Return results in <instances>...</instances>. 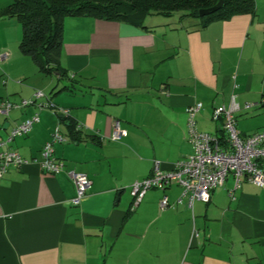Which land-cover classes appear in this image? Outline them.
<instances>
[{
  "label": "crops",
  "instance_id": "1",
  "mask_svg": "<svg viewBox=\"0 0 264 264\" xmlns=\"http://www.w3.org/2000/svg\"><path fill=\"white\" fill-rule=\"evenodd\" d=\"M12 1L0 0V10ZM257 12L206 26L180 14L149 15L145 27L65 17L63 79L40 72L17 46V22L0 17V54H8L0 60V100L20 102L36 90L46 96L0 114V138L39 115L9 144L26 163L0 178V264H264V187L243 180L233 189L227 176L209 202L191 207L178 201L177 184L148 190L134 207L130 190L152 174L155 160L167 171L193 152L190 105L201 103L197 127L213 135L222 134L212 119L218 105L238 107L242 135L264 128V14ZM70 80L71 90L61 89ZM47 99L82 131L72 133L60 113L41 109ZM115 121L126 130L118 140L111 139ZM56 126L64 141L53 143L54 153L65 167L49 174L39 161ZM70 170L91 181L78 205L70 203Z\"/></svg>",
  "mask_w": 264,
  "mask_h": 264
},
{
  "label": "built area",
  "instance_id": "2",
  "mask_svg": "<svg viewBox=\"0 0 264 264\" xmlns=\"http://www.w3.org/2000/svg\"><path fill=\"white\" fill-rule=\"evenodd\" d=\"M8 58L7 53L0 54V60ZM45 98L41 90H36L32 98L23 99L20 102L0 100V114L8 116L10 111L32 105L37 99ZM43 107L69 115L68 110L57 106L50 99L39 104ZM246 104L245 107H249ZM202 105L200 102L186 108L187 113V139L193 148V152L186 158L173 163L170 170L161 169V162L155 160L152 174L131 184L130 190L133 196V207L136 206L146 192L152 188L164 190L171 184H177L182 188L181 196L187 199L191 207L195 201L209 202L211 192L216 187L222 186L230 175L234 180V188H238L241 181L245 180L264 187V128L248 135H242L236 125L234 110L238 107L233 103L229 108L218 105L214 108L212 119L219 122L222 134L220 136L201 131L197 127L196 115ZM39 121L38 113L27 117L23 121L14 124L5 138H0V178L11 167H20L26 160L19 152L9 147L11 141L18 136L30 132L33 124ZM126 135L119 121L113 124L112 140H118ZM64 141V137L58 126L52 133L51 140L46 142L41 149V169L49 174H56L64 170L65 164L54 153L53 143ZM76 194L70 199V203L78 205L91 187V181L84 173L68 171ZM233 189L229 194L233 197ZM168 204L167 196L164 195L160 206Z\"/></svg>",
  "mask_w": 264,
  "mask_h": 264
},
{
  "label": "trees",
  "instance_id": "3",
  "mask_svg": "<svg viewBox=\"0 0 264 264\" xmlns=\"http://www.w3.org/2000/svg\"><path fill=\"white\" fill-rule=\"evenodd\" d=\"M219 0H13L0 10V17L15 18L21 26L19 50L31 57L40 72L55 73L59 79L67 75L60 64L64 19L68 16H91L104 20L123 21L145 27L144 20L153 14L197 17L201 26L227 20L237 14H255V0H223L215 12L199 16V10ZM74 85L70 80L61 89ZM62 115V114H61ZM73 133L82 129L70 115L64 116ZM221 130V129H220Z\"/></svg>",
  "mask_w": 264,
  "mask_h": 264
},
{
  "label": "water",
  "instance_id": "4",
  "mask_svg": "<svg viewBox=\"0 0 264 264\" xmlns=\"http://www.w3.org/2000/svg\"><path fill=\"white\" fill-rule=\"evenodd\" d=\"M222 4H223V0H219L215 5H213L211 7L200 9L199 12H198L199 16H205V15H208V14H210L212 12L217 11L218 9H220Z\"/></svg>",
  "mask_w": 264,
  "mask_h": 264
},
{
  "label": "rangeland",
  "instance_id": "5",
  "mask_svg": "<svg viewBox=\"0 0 264 264\" xmlns=\"http://www.w3.org/2000/svg\"><path fill=\"white\" fill-rule=\"evenodd\" d=\"M255 4H256V8H257V14H260V15H263L264 14V0H255ZM178 14V13H177ZM176 14V15H177ZM13 20H15V22H17V24H18V26H19V28H20V30H21V27H20V23L15 19V18H13ZM145 22H147V19H145L144 20V23ZM20 34H21V31H20ZM19 39H20V36H19V38H18V41H19ZM19 43V42H18ZM18 43H17V46H18ZM30 58V57H29ZM31 59V58H30ZM32 60V59H31ZM32 62H34L33 60H32ZM228 176H230V175H228Z\"/></svg>",
  "mask_w": 264,
  "mask_h": 264
}]
</instances>
